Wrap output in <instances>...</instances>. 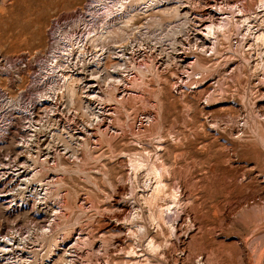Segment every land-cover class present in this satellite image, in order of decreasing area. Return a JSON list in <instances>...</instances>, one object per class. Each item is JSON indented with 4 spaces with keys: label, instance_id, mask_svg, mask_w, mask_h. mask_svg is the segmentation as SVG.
I'll list each match as a JSON object with an SVG mask.
<instances>
[{
    "label": "rangeland",
    "instance_id": "obj_1",
    "mask_svg": "<svg viewBox=\"0 0 264 264\" xmlns=\"http://www.w3.org/2000/svg\"><path fill=\"white\" fill-rule=\"evenodd\" d=\"M257 1L159 0V7L161 4V7H165L167 10H151L149 14L138 13L137 18L133 19V25L137 26L134 31L135 33L133 32L124 42L120 41L119 44H110L112 49H106L105 65L103 68H96L89 63L92 59L91 57L94 55L92 50L88 54L82 55V59L78 56V61L74 53L67 54L65 51L68 49L66 45L68 39L66 38V41L65 36H59L63 27L72 32L74 30L78 31L77 34L83 36L86 30L99 25L101 23L99 21L104 18L106 8L104 6L94 8V5L97 4L96 0H0V56H11L28 52L35 55L40 69L45 71L46 75L51 76L47 86L38 85L35 90L38 94L43 93V99L48 100V103L46 102L40 106L38 116L34 122L35 127L41 128V134L45 133V137H42V139L50 136L49 138L52 140V136L56 135L59 129H61L59 132L64 133V137L67 136L65 131H69V133L75 134V137L78 135L81 138H74L73 140L75 141L68 142L70 144L68 148L71 152L66 154V156L71 159L67 158L68 162H65L67 173L62 172L63 170L60 167L55 170L51 169V171L58 175V178L57 176L53 177L54 179H51V184L44 186L45 190L38 189L41 195L33 194L34 197L31 196L32 198L27 199L26 209L23 208L19 213L11 214L6 209L7 203L4 200H0V233H6V238L9 234L16 235L19 242L23 243L20 245L22 252H10V254L6 255V259L3 253L9 250L1 252L0 264H19V255H23L24 250H28L27 252L29 253L24 251L26 252V259L23 261L32 262L31 264H52L60 255H66L65 257L67 258V253L69 252L71 257H68V260L61 261L60 264H101L105 261H110V264H114V262L123 263L125 259L127 261L137 259L140 262L142 261L141 264H213V261L217 262L218 260L219 263L214 264H264V117L258 118L259 116L256 115L254 109L255 101L264 99L258 94L261 84L258 77L261 76V71H253L254 68H250L247 64L249 61L253 64L252 60L254 56H252V49L248 47L249 50L247 48L246 50L235 48L230 45L227 39V41L220 39L221 46L218 49V55L215 54L209 58L207 55L213 53V50L209 49L205 56L202 48L204 46L208 47L206 45L208 43L200 38L201 34L199 31L201 26H203L200 21L209 20L211 15H213L211 11L216 8L220 9V7L228 5L247 4L248 7L250 6V9H253L258 4ZM104 2L111 5L115 0H104ZM141 6L143 5H139V8ZM173 6L176 11L179 9V16L175 15ZM177 6L178 8L176 9ZM139 8L138 11L142 12L143 9L139 10ZM198 10H202L200 14ZM184 11L187 13V16L183 14L185 13ZM204 17L206 18L203 19ZM213 17L217 18L216 15H213ZM81 18L87 19V26L74 24L76 21L79 22ZM156 20L161 21L160 26L152 24ZM186 20V29L184 28L185 31L183 29L184 32H181V34H185H182L183 38L182 36L178 37L176 34L175 36L171 35L173 27H180V24H185ZM73 21L75 22L73 23ZM69 23L70 25L67 27ZM168 33L170 34L168 35ZM173 41L175 42L173 43ZM189 41L191 44L195 42L196 44L191 46ZM125 44L126 46L123 47ZM174 47L177 49V52ZM186 47L189 48L187 49ZM53 56L58 59L52 61ZM197 57H200L199 60L203 65L211 67H213V64L215 66V64L224 63L229 58H232L229 59L230 61L237 62L231 64L229 69L220 71L224 73V76H221V73L219 74V78L223 77V81L217 79L218 77L212 79L209 76L197 83H190L191 73L194 72L195 67H192L193 64L191 63H188L189 66H186L187 61H193ZM182 58H186V60L183 61ZM223 58L226 59L224 60ZM243 59L245 60L243 61ZM246 59H248L247 63L245 62L247 61ZM118 61L121 62L122 67L121 65L116 68L112 67ZM240 61L246 63L250 68H247V70L245 68L241 76L242 78L235 72L236 64ZM69 62H74L72 67ZM54 63L56 67L52 66ZM58 71H74L79 77V81L82 82V84L81 82L79 83L78 94L74 96L72 101L68 99V96L61 97L60 93L59 95L55 94L57 93V89L54 88L63 83L60 75H57ZM255 73H259L260 75H256ZM193 75L194 77H200L198 73ZM0 78L2 82H6L7 80L2 75ZM185 78L188 79L186 80ZM27 80L28 76L26 75L24 84ZM49 84L53 88H49ZM201 84L205 86L203 97L200 94L198 95V91H196L197 86L199 87ZM255 84H258V87ZM89 91H92L93 97L87 103L82 96L85 94L89 95ZM209 94L214 96V98H211V101H207L205 98ZM83 102L87 104V110H84ZM122 104L120 123H126L124 124L127 128L124 132L125 135L122 129L118 128L120 127L119 124L116 123L117 112L115 111L117 105L120 107ZM188 107L189 110L186 111ZM94 109L96 111L101 110L99 111V113L101 112L100 120L90 117L89 112ZM159 118L160 120H158ZM23 124L22 122L19 131H0V162H5L4 159L8 158L7 155L12 152V145H22V142L18 141L16 143L14 141L19 136L18 132L21 131L22 127L23 129L29 127L28 123H25L24 126ZM129 124L133 125L132 128H130ZM118 131L120 132L118 133ZM126 132L128 133L126 134ZM114 135L117 137L115 138ZM157 135H161V138ZM237 135L240 136L238 137ZM109 137L111 141L113 138L115 139L110 144ZM155 137L161 140L155 139ZM66 139L68 138L66 137ZM46 144L48 143L43 144L44 146L40 145L41 152L39 148L36 150L34 147L32 154L34 153V158L38 159V161L34 159L35 164H37L36 170L41 171L37 172L40 173V176L42 174V177L49 179L47 177H49L51 171L47 168L49 163L51 164L53 153L50 147L46 148ZM63 147L64 145L60 146V152H68V148L64 149ZM155 149L160 152L162 159H165L169 165L174 164V151H182L187 155H183L185 159L181 157L178 160V167L180 165L181 168L183 165L185 169L188 166L187 163L192 160L194 161L195 170H192L194 177L192 174L190 175L188 180L189 185L187 183V186L183 187L179 178H174L173 180L169 176L165 177V181L169 187L177 183V190H179V193L183 192V194L189 190L187 187L190 188V185H193L194 182L196 185L200 183L199 187L194 184L195 187H193L195 189L192 192L194 194H190V201L186 199V194L183 195L181 193V198L184 203L190 202L194 206L197 205L195 208L198 215L202 210L203 214H200L198 219L201 221L200 224L203 227L198 223V225H192L193 223H190L186 216L187 212L181 210V213L185 212L186 216V221L183 222L184 228L181 231L184 242L182 240L179 242V239L174 235L169 236L166 228V231L164 230L165 233L157 231V226L153 225L155 223L151 221L149 215H146L148 214V208L144 198L148 194L150 195V181L149 183L148 181L144 182L147 177L145 176V170L142 169L138 172L137 179L139 181L135 180L138 183L134 181V186L136 187L134 188V198L136 199H134V205L138 203V206L136 207L135 205L134 208H137V213L140 216V219L136 220L134 218V223L136 222L135 224L138 223L140 225L143 222L147 223L146 218L150 219H148V223L151 225L147 223V229L162 245L156 252L150 253V251L146 252L144 247L142 248L139 244L140 242L137 243L139 240L138 237L135 238L136 234L134 235L135 240L133 241L132 239V231L130 230L133 229L135 233L139 225L130 224L127 226L128 228L122 227L120 228L121 230L113 225H111L112 227L101 225H104L102 223L106 224V222L114 220L115 211L117 212L119 209V206H115L117 202L124 204L126 208L125 212L123 211V215L132 210V194L128 192L130 191L128 190L130 189L128 181L130 172L125 165L120 166L119 157L117 156L118 152L123 150L134 151V155L137 157L138 154L144 155L143 157L146 158L147 156L149 161H155L156 159L154 158L157 155ZM190 153L193 155V158ZM122 158L126 159L125 157ZM60 170L62 171L60 172ZM52 176L54 175L52 174ZM53 181L54 183H52ZM121 181L125 185V190L123 191L124 193L122 192L123 194L119 195L120 192H116V188L121 185ZM178 184L181 187H178ZM178 188L186 190L180 192ZM195 190L198 191L195 192ZM144 192L145 195H143ZM43 193L47 196L44 200H40L39 197ZM127 195L131 198V202L127 201L130 199ZM201 195L202 197H200ZM140 196L141 198H139ZM61 198L64 199L63 203L60 201ZM38 200L40 202L43 201V203L40 205ZM59 202L62 205L65 203V206L59 209L60 213L56 214L57 217L48 216L51 214V204L58 205ZM159 203L162 205L165 201L159 200ZM138 209H141V212ZM178 209H180L179 205H175L168 212L170 219L171 217H175ZM34 211L42 212L40 219H44V229L36 227L35 223H38L37 220L39 218L37 219L36 215L32 214ZM187 223L189 226L192 225V229L202 227V231L201 229L197 231L198 235L195 233L198 229L194 231V235L196 236H194L193 241H191L192 237L188 238L186 235V231H190V229H186ZM90 224L91 230L89 229ZM80 228L84 229V235H88L91 232V236L89 235L90 237H88L85 244L84 241H75V237L81 232ZM87 228L90 230L89 232ZM102 229L104 230L102 231ZM166 235L168 236L166 237ZM120 237L121 240H119ZM104 238H107V241L114 242V244L105 249L106 244L102 240ZM195 240L198 242L196 243ZM117 244H120L119 246L122 245L121 248L125 246L123 249H126V251L132 250V247L135 246L134 253H132L134 256H130L123 249L119 250L120 247L115 248ZM174 244L177 245L175 246ZM70 245L72 247L67 252L66 250H68ZM126 247L130 249L128 250ZM120 253L125 255H121ZM164 254L167 257L163 256ZM211 254H215V256L212 255L213 259L209 262L210 260L207 257ZM14 256L19 257L16 258ZM146 256L148 257L146 258ZM214 257H217V259Z\"/></svg>",
    "mask_w": 264,
    "mask_h": 264
},
{
    "label": "bare ground",
    "instance_id": "obj_2",
    "mask_svg": "<svg viewBox=\"0 0 264 264\" xmlns=\"http://www.w3.org/2000/svg\"><path fill=\"white\" fill-rule=\"evenodd\" d=\"M159 0H115V2L113 3V4H107L106 2H104V0H96V2H97V4L96 5H94V8L95 7H102V6H104L105 8H106V10H105V12H104V18H102V20H100L99 22H101L99 25H95V26H93L92 28H90V29H88V30H86V33L85 34H83V36L82 35H78L77 33H78V31H75L74 30V32H72V31H70V30H68L67 28H61V31H60V35L59 36H61V37H63V36H65L64 38L66 39H68V43H66V45L68 46L67 48V50H65L66 52H67V54H69V53H74V55H75V57L76 58H78V56L82 59V55H85V54H88V52H90V50H92V53L94 54L93 55V57H91L92 59L90 60V62L89 63H91L92 64V66L93 67H101V68H103V66L105 65L104 64V59H105V53H106V49H109V50H111L112 48H111V46H110V44H119V42L120 41H122V42H124L125 40H127L132 34H133V32L135 31V29L137 28V26H135V25H133V19H135V18H137L136 16L138 15V13L139 14H142V13H144V14H149V11H151V10H158V11H161V10H167V8H162L161 7V4H160V7H159V3L160 2H158ZM215 1V0H214ZM95 2V3H96ZM206 2V1H205ZM258 2V4L256 5V6H254L253 7V9H250L248 6H247V4H242V5H240V4H237V5H235V6H233L232 4V6H225V7H220V9H218V8H216L215 10H213V11H211L212 12V14L213 15H216L217 16V18H215V17H213V15H211V17H210V19L209 20H206L205 18L206 17H204L203 19H205V20H203V21H200L201 22V25H203V26H201V25H199V26H201V28H200V34H201V36H200V38L203 40V41H205L206 43H208V44H206L208 47H203L202 49H203V54L206 56V53H208V50L210 49V50H213L212 52V54H209V55H207L209 58H211V57H213L212 55H215V54H217L219 51H218V49H219V47L221 46L220 45V39H225V41H227L228 40V42L230 43V45L231 46H234L235 48H241L242 50H246V48L248 47V48H250V49H252L253 50V52H252V56H254V59L252 60V62H253V64H251V62L249 61L248 62V59H246L247 61H245L248 65H249V67L251 68L252 67V69L254 68V70L253 71H255V70H257V71H261V76H257L258 78H260L259 79V81H260V87H259V92H258V94L262 97V98H264V0H258L257 1ZM162 3V2H161ZM208 3V2H207ZM234 3V2H233ZM243 3V2H242ZM143 5V6H141V8H139V5ZM100 7V8H101ZM143 7V8H142ZM157 7H159V8H157ZM234 7V8H233ZM252 7V6H251ZM138 8H139V10L140 9H143L142 10V12H139L138 11ZM157 8V9H156ZM178 8V6L176 7V9ZM98 10V9H97ZM108 10V11H107ZM181 10V9H180ZM173 11H174V13H175V15L177 14L178 16H179V14H180V11H179V9L176 11L175 9H174V6H173ZM202 10H198V13L200 14V12H201ZM102 12V11H101ZM155 12V11H154ZM165 12V11H164ZM185 12V11H184ZM182 14V13H181ZM184 15H186L187 16V13L185 12V13H183ZM197 14V13H196ZM204 14V13H203ZM211 14V13H210ZM209 14V15H210ZM82 15V14H81ZM202 15V14H201ZM86 16V15H85ZM152 17V16H151ZM184 17V16H183ZM213 17V19H211ZM96 19V18H95ZM188 19H189V17H188ZM208 19V18H207ZM78 20V19H77ZM151 21V20H150ZM75 21H73V23H74ZM87 19L86 18H81V19H79V22L78 21H76L74 24L75 25H83V26H87ZM97 22V21H96ZM199 22V23H200ZM185 24H180V27H178V28H174V27H176V26H174L173 27V29L171 30V35L173 34V36H175V34L176 35H178V37L179 36H182V38H183V35H185V34H181V32H184L185 31V29H186V26H187V20H186V22H184ZM191 23V22H190ZM152 24H156V25H161V21L160 20H156V21H154ZM89 25V24H88ZM71 26H72V24H71ZM178 26V25H177ZM78 27V26H77ZM185 28V29H184ZM188 28V27H187ZM198 28V27H197ZM78 29H80L79 27H78ZM183 29H184V31H183ZM190 29V28H189ZM194 29V28H193ZM83 30V29H82ZM190 31V30H189ZM198 31V32H199ZM135 33V32H134ZM186 33V32H185ZM187 33H188V31H187ZM170 33H168V35H169ZM198 34V33H197ZM63 35V36H62ZM177 37V38H178ZM174 38V37H173ZM177 38H175V40H177L178 41V39ZM189 38H190V36H189ZM197 38V37H196ZM199 38V39H200ZM67 39H66V41H67ZM191 39V38H190ZM227 39V40H226ZM196 40V39H195ZM194 40V41H195ZM128 42V41H127ZM175 41H173V43H174ZM183 42V41H182ZM187 42H188V40H187ZM129 43V42H128ZM228 43V44H229ZM176 44V43H175ZM189 44L192 46L193 44L195 45L196 44V42L195 43H193V44H191L190 43V41H189ZM188 44V45H189ZM202 46H203V44L202 43H200ZM199 44V45H200ZM131 45V44H130ZM181 45V44H180ZM183 45V44H182ZM185 45V44H184ZM193 45V46H194ZM120 46V45H119ZM126 46V44L123 46V47H125ZM128 46V45H127ZM171 47V46H170ZM184 47V46H183ZM190 47V46H189ZM188 47V48H189ZM197 47V46H196ZM200 47V46H199ZM228 47H230V46H228ZM182 48V47H181ZM185 48V47H184ZM187 48V47H186ZM187 48V49H188ZM190 48H192V47H190ZM205 48V49H204ZM231 48V47H230ZM247 48V50H249ZM174 49L176 50V52H177V49L174 47ZM199 49V48H198ZM232 49H233V47H232ZM123 50V49H122ZM126 50V49H125ZM175 50H173V51H175ZM200 50V49H199ZM228 50V49H227ZM241 50V51H242ZM124 51V50H123ZM221 51V50H220ZM223 51V50H222ZM225 51V50H224ZM251 51V50H250ZM55 52V51H54ZM201 52V51H200ZM234 52V51H233ZM236 52V51H235ZM108 53V52H107ZM240 53V52H239ZM177 54V53H176ZM179 54V53H178ZM196 54V53H195ZM242 54V53H241ZM243 54H244V52H243ZM54 55V54H53ZM56 55V54H55ZM181 55V54H180ZM198 55V54H197ZM196 55V56H197ZM201 55V54H200ZM218 55V54H217ZM216 55V56H217ZM229 55V54H228ZM232 55V54H231ZM245 55V54H244ZM251 55V54H250ZM250 55H248V56H250ZM57 56V55H56ZM219 56H221L220 54H219ZM122 57V56H121ZM174 57V56H173ZM177 57V56H176ZM191 57V56H190ZM228 57V56H227ZM226 57V58H227ZM234 57V56H233ZM242 57L244 58V56L242 55ZM200 58V57H199ZM199 58L197 57V58H195V60H193V61H187V65L186 66H189V64L188 63H191V64H193L192 65V67L194 66L195 67V69H194V72L193 73H191L192 74V77H191V81H190V83H197V82H199L200 80H202V79H204V78H206V77H212V79H215V78H217V79H219V80H221V81H223L224 79H223V77H221V78H219V74L221 73L220 71L221 70H227V69H229V67H230V65L231 64H235V62H237V61H230L229 59H232V58H229V59H226V58H223L225 61H224V63H218L219 65H216L215 64V66H214V64H213V67H211V66H209V65H207V66H205V65H203L201 62H200V60H199ZM220 58V57H219ZM246 58V57H245ZM251 58H253V57H251ZM57 60L58 58L57 57H55V56H53V60L52 61H54V60ZM123 59V58H122ZM183 59V58H182ZM181 59V60H182ZM223 59H222V62H223ZM242 59V58H241ZM186 60V58H184L183 59V61H185ZM245 59H243V61H244ZM250 60V59H249ZM59 61V60H58ZM71 61V60H70ZM73 61V60H72ZM78 61H79V58H78ZM125 61H127V60H125ZM212 61V60H211ZM215 61V60H214ZM219 61H220V59H219ZM239 61V60H238ZM124 62V61H123ZM128 62V61H127ZM182 62V61H181ZM73 63L74 62H69V64L71 65V67H72V65H73ZM82 63V62H81ZM113 63V62H112ZM132 63V62H131ZM130 63V64H131ZM246 63H243L242 61H240V62H238V64H236L237 66L235 67V72L237 73V75L240 77V78H242L241 76H242V74L244 73V70H245V68H246V70H247V68H249L248 67V65H246ZM126 64H129V63H126ZM125 64V65H126ZM190 64V65H191ZM205 64V63H204ZM61 65H62V63H61ZM88 65V64H87ZM86 65V66H87ZM121 65V67H122V64H121V62H115V64H113L112 65V67L114 66L115 68L116 67H118V66H120ZM184 65V64H183ZM89 66V65H88ZM111 66V65H110ZM185 66V65H184ZM217 66V67H216ZM70 67V66H69ZM134 67V66H133ZM132 67V68H133ZM196 67H197V69H196ZM232 67V66H231ZM100 68V69H101ZM249 68V69H250ZM62 69V68H61ZM94 69V68H93ZM233 69V68H232ZM252 69H251V72H252ZM110 70V69H109ZM65 71V70H64ZM64 71H58L57 72V75H60V77H61V80L63 81V83H60V85H57L56 86V88L55 89H57L56 91H57V94L59 95V93H60V96L61 97H64V96H68V99H70L71 101L74 99V96H76L77 94H78V88H79V83L81 82V81H79V77L77 76V74H75L74 72H72V71H70V72H64ZM105 71V70H104ZM121 71V70H120ZM122 72V71H121ZM223 72V71H222ZM228 72V71H227ZM226 72V73H227ZM233 72V71H232ZM195 73H198L199 75H200V77L198 76V77H194V75L193 74H195ZM222 75L221 76H224L223 74L224 73H221ZM232 74V73H231ZM248 74V73H247ZM256 75H260L259 73L257 74V73H255ZM226 75V74H225ZM230 75V74H229ZM228 75V76H229ZM245 75V74H244ZM143 76V75H142ZM189 76V75H188ZM227 76V77H228ZM232 76V75H231ZM238 77V78H239ZM244 77V76H243ZM252 77V76H251ZM81 78V77H80ZM226 78V77H225ZM257 78V79H258ZM186 79V78H185ZM188 79V78H187ZM186 79V80H187ZM209 79V78H208ZM100 80H102V79H100ZM205 80V79H204ZM210 80V79H209ZM218 80V81H219ZM104 81V80H103ZM106 81V80H105ZM184 81V80H183ZM218 81H216V82H218ZM253 81H254V79H253ZM240 82V81H239ZM258 82V81H257ZM85 83H87V82H85ZM142 83V82H141ZM205 83H207V82H205ZM212 83V82H211ZM219 83V82H218ZM252 83V82H251ZM255 83V82H254ZM81 84H82V82H81ZM139 84V83H138ZM189 84V83H188ZM253 84V83H252ZM132 85V84H131ZM134 85V84H133ZM256 85V84H255ZM258 85V84H257ZM256 85V86H257ZM91 86H92V84H91ZM135 86V85H134ZM139 86V85H138ZM215 87V86H214ZM258 87V86H257ZM82 90V89H81ZM84 90V89H83ZM173 90V89H172ZM195 90V89H194ZM193 90V91H194ZM87 91V90H86ZM85 91V92H86ZM196 91H198V95L200 94L201 95V97H203V95L205 94V86L204 85H200L199 87L197 86V90ZM90 93H89V95H87V94H85L84 96H82V97H84L85 98V100H86V102L88 101V100H90V98L91 97H93V95H92V91H89ZM95 92V91H94ZM256 92V91H255ZM183 93V92H182ZM212 94H214V93H212ZM212 94H209L208 96L206 95L205 96V98H206V100L207 101H211V98L213 97L214 98V96H212ZM194 96H195V94H194ZM198 97V96H197ZM259 97V96H258ZM216 98V97H215ZM201 99V98H200ZM69 100V101H70ZM96 100V99H95ZM93 101V100H92ZM121 102V101H120ZM84 103V105H83V107H84V110L86 109L87 110V104H85V102H83ZM88 103V102H87ZM91 103V102H90ZM118 103V102H117ZM122 103V102H121ZM212 103V102H211ZM210 103V104H211ZM218 103V102H217ZM92 104V103H91ZM96 104V103H95ZM213 104V103H212ZM93 105H94V103H93ZM88 106H89V104H88ZM92 106V105H91ZM98 106V105H97ZM123 106V104L122 105H120V107H119V105H117V108H116V111L115 112H117V114H116V123L117 124H119V126L120 127H118V128H120V129H122V131H123V134H124V132L126 131V126L124 125V124H126V123H120L121 121H120V118H121V116H120V114H122L121 113V109L123 108L122 107ZM189 106V105H188ZM211 106V105H210ZM254 106H255V113H256V115L257 116H259L258 118H263L264 117V99H261V100H257V101H255V103H254ZM94 107V106H93ZM190 107V106H189ZM189 107H188V109L186 110V111H188L189 110ZM157 108V107H156ZM191 108V107H190ZM96 109V108H95ZM93 110V111H91V112H89L90 114V117L92 118V117H94V118H97V119H99L100 120V118H101V115H100V113H99V111H101V110H99V111H96V110ZM98 110V109H97ZM123 111V110H122ZM191 111V110H190ZM86 112V111H85ZM125 112H126V110H125ZM158 112V111H157ZM124 113V112H123ZM88 114V113H87ZM129 114V113H128ZM127 114V115H128ZM188 114V113H187ZM158 116V115H157ZM263 116V117H262ZM123 117V116H122ZM129 117V116H128ZM159 117V116H158ZM184 117H186V116H184ZM188 117H190V116H188ZM115 119V118H114ZM187 119H189V118H187ZM187 119H184V120H187ZM191 119V118H190ZM189 119V120H190ZM93 120V119H92ZM158 120H160V118L158 119ZM264 120V119H263ZM118 121V122H117ZM123 121V120H122ZM192 121V120H191ZM186 122V121H185ZM190 122V121H189ZM59 124V123H58ZM128 124V123H127ZM244 124H245V122H244ZM130 125V124H129ZM243 125V124H242ZM36 125H35V123H33V124H29V127L28 128H26V129H22L20 132H18L19 133V136H17L16 137V139H15V141L14 142H18V141H20V143L22 142V145H20V144H18V146H13L12 145V152L9 154V155H7V157L8 158H6V159H4L5 160V162H3V161H1L0 162V200H4V202H6L7 203V211L9 212V213H19L23 208H25L27 205V203H26V200L27 199H29V198H32L31 196H33V194H40V192L38 191V189L39 190H45V188H44V186H47V185H49V184H51V179L53 178V177H55V176H57V178H58V175L57 174H55L53 171H51V169H59V167L63 170H60V172L62 171V172H66L67 173V170H66V165H65V162L67 161V158H70V157H68V156H66V154H68L69 152H71L70 151V149L68 148L69 147V143H71V142H69V141H72L74 138L76 139V138H80L78 135L75 137V134H72V133H69V131H65L66 132V135L67 136H63V134L64 133H62V132H59V130H61V129H59L58 130V132L56 133V135H53L52 136V140H50V136L48 137V138H43L42 139V137H45V133L44 134H41V128H39L38 129V127H35ZM131 126V125H130ZM129 126V127H130ZM133 126V125H132ZM132 126L130 127V128H132ZM216 126V125H215ZM227 126V125H226ZM238 126V125H237ZM244 126V125H243ZM242 126V127H243ZM128 127V126H127ZM241 127V126H240ZM245 127V126H244ZM236 128V127H235ZM134 129V128H133ZM43 130V129H42ZM46 130V129H45ZM131 130V129H130ZM129 130V131H130ZM238 130H240V128H238ZM242 130V129H241ZM121 131V130H120ZM120 131H118V133L120 132ZM128 131V130H127ZM133 131V130H132ZM43 132H45V131H43ZM232 132V131H231ZM234 132V131H233ZM242 132H243V130H242ZM117 133V132H116ZM128 132H126V134H127ZM235 135H236V133H234ZM116 135V134H115ZM114 135V136H115ZM121 135H122V133H121ZM125 135V134H124ZM170 135V134H169ZM119 136V135H118ZM141 136V135H140ZM158 136V135H157ZM161 135H159L158 137H160ZM172 136V135H171ZM171 136H170V138H171ZM238 137L240 136V135H237ZM47 137V136H46ZM66 137L68 138V139H66ZM82 137V136H81ZM112 137V136H111ZM117 136H115V138H116ZM119 137H121V136H119ZM158 137H155V139L156 138H158ZM161 138V137H160ZM160 138H158V140L160 139ZM173 138V137H172ZM81 139V138H80ZM110 141H109V144H110V142H112V141H114L113 139H112V141H111V138L109 137L108 138ZM84 140V139H83ZM157 140V141H158ZM161 140V139H160ZM73 141H75V140H73ZM72 141V142H73ZM174 141V140H173ZM62 142V143H61ZM69 142V143H68ZM77 142H78V140H77ZM119 142V141H118ZM45 143H48V144H46V148L47 147H50L51 149H52V157H51V164L49 163V165H48V168L47 169H49L51 172H50V174H49V177H47V178H49V179H46V178H44V177H42V174H41V176H40V173H38V172H41L40 170L38 171V170H36V168H37V164H35L36 162L34 161V159H37V158H34V156H33V154H32V151L34 152V147L36 148V150H37V148H39V147H41L40 145H43V144H45ZM59 143H61V144H59ZM79 143V142H78ZM14 144V143H13ZM61 145H64V149L65 148H68L67 150H68V152L66 151V152H63V153H61L60 151H61V149H60V146ZM159 145V144H158ZM44 146V145H43ZM72 146V145H71ZM74 146V145H73ZM77 147V146H76ZM113 147V146H112ZM158 147H160V146H158ZM163 147V146H162ZM161 147V148H162ZM62 148V149H63ZM166 148V147H165ZM42 149V148H41ZM49 149V148H48ZM47 149V150H48ZM160 149V148H159ZM47 150H45V151H47ZM72 150V149H71ZM76 150V149H75ZM114 150V149H113ZM39 151H40V148H39ZM44 151V152H45ZM154 151V150H153ZM155 151H157V149H155ZM154 151V152H155ZM186 151V150H185ZM9 152V151H8ZM36 152V151H35ZM41 152V151H40ZM47 152H49V151H47ZM137 152V151H136ZM140 152V151H139ZM138 152V153H139ZM149 152V151H148ZM163 152V151H162ZM150 153V152H149ZM153 153V152H152ZM175 153V154H174ZM174 155H173V161H174V164L173 165H169L167 162H166V160L164 159H162V155L160 154V152L159 151H157V155H156V158H154V155H153V158L154 159H156L155 161H149L148 159H147V156H146V158L145 157H143L142 155H139L138 154V157L137 156H135L134 155V151H126V150H123V151H119L118 152V157H119V164H120V166H124L125 165V167L128 169V171L130 172V176L128 177V181H129V183H130V189H128V190H130V191H128V192H130V194H132V196H131V198L133 199V201H132V210L129 212V213H127V214H125V215H123L124 213H123V211L126 209L125 207H124V204H121L120 202H117L116 204H115V206H119V209L117 210V212L115 211V218H113L114 220L113 221H111V222H109L108 221V223L106 222V224L105 223H102V224H104V225H101V226H111V225H113L114 227H118V229H120V228H122V227H127V226H129L130 224L131 225H134L135 223H134V220L136 219H140V216L138 215V213H137V206H138V203H137V205H136V207L134 208V188H136L134 185V183L136 182L135 180H137V181H139V179H137L138 177V175H139V171L140 170H145V172H146V174H145V176L147 177L146 179H145V183L148 181V183H149V181H150V183H149V187H150V195L148 194H146L147 196L144 198V201H145V204H147V208H148V214H146V215H149V218L151 219V221L153 222V223H155V224H153L154 226H157L156 228H157V231H159L160 233H165V228L168 230L167 231V234L169 235V236H171V235H174V236H176L178 239H179V242H181V240H182V237L183 236H181L182 235V229L184 228V226H183V222L184 221H186V216L188 217V219H189V222L190 223H193L192 225H196L197 223L199 224V225H202V224H200V220L198 219L199 218V216H200V214L202 215L203 214V212H202V210H201V212H200V214L198 215V213H197V210H196V208L195 207H197V205L196 206H194L193 204H190V202H188V203H184L183 201H182V198H181V193L183 194V192H181L182 190H181V188H178V189H180V192L181 193H179V190H177V183H175L176 185H171L170 187L168 186V184H167V182L165 181V177H172V179L174 180V178L176 179V178H179V180H180V182H182V186L183 187H185V186H187V183H188V180H189V177H190V175L192 174V170L195 168V163H194V161L192 160L191 162H189V160H188V162L189 163H187L188 164V166H187V168H183V165H182V167L180 168V165H179V167L177 166L178 164H177V162H178V160L179 159H181V157H183V155L185 154V156H187L186 155V153L185 152H182V151H177V152H175L174 151ZM189 153V152H188ZM8 154V153H7ZM25 154V155H24ZM142 154V153H141ZM145 154V153H144ZM191 154V153H190ZM36 155V154H35ZM49 155V154H48ZM51 155V154H50ZM149 155V154H148ZM192 155V154H191ZM37 156V155H36ZM43 156V155H42ZM71 156V155H70ZM116 156V155H115ZM73 157H74V155H73ZM72 157V158H73ZM79 157V156H78ZM122 157H125L126 159H124V158H122ZM191 157V156H190ZM46 158L48 159V157H47V155H46ZM76 158H77V156H76ZM115 158V157H114ZM117 158V157H116ZM149 158V157H148ZM164 158V157H163ZM171 158V157H170ZM184 158V157H183ZM192 158H193V155H192ZM42 159V158H41ZM41 159H40V162H41ZM50 159V158H49ZM71 159V158H70ZM124 159V160H123ZM150 159V158H149ZM154 159H152V160H154ZM185 159V158H184ZM191 159V158H190ZM65 160V161H64ZM37 161H38V159H37ZM47 161V160H46ZM77 161V160H76ZM197 161V160H196ZM44 162V161H43ZM42 162V163H43ZM49 162V161H48ZM68 162V161H67ZM47 163V162H46ZM183 163V162H182ZM39 164V163H38ZM44 166V165H43ZM45 167H46V165H45ZM44 167V168H45ZM197 167H199L198 165H197ZM183 168V169H182ZM36 170V171H35ZM195 170V169H194ZM38 171V172H37ZM43 171V170H42ZM59 171V170H58ZM59 172V173H60ZM58 173V172H57ZM69 173V172H68ZM194 173V172H193ZM46 174V173H45ZM44 174V175H45ZM52 174L54 175V176H52ZM143 174H144V172H143ZM197 174V173H196ZM195 174V175H196ZM48 175V174H47ZM46 175V176H47ZM193 175V177H194V174H192ZM207 175V174H206ZM52 176V177H51ZM79 176V175H78ZM135 176V177H134ZM141 176V175H140ZM144 176V175H143ZM24 177V178H23ZM51 177V178H50ZM208 177V176H207ZM135 178V179H134ZM142 178V177H141ZM54 179V178H53ZM171 179V178H170ZM197 179H198V177H197ZM203 179V178H202ZM201 179V180H202ZM56 180V179H55ZM120 180H122L121 178H120ZM119 180V181H120ZM143 180V179H142ZM194 180V179H193ZM200 180V179H199ZM118 181V182H119ZM123 181V180H122ZM121 181V185L120 186H117L118 188H116V192L118 191V192H120L119 193V195H121V193L125 190V185L123 184V182ZM125 181V180H124ZM135 181V182H134ZM172 181V180H171ZM196 181V180H195ZM198 181V180H197ZM143 182V181H142ZM175 182H176V180H175ZM52 183H54V181L52 182ZM136 183H138V182H136ZM191 183H193V182H191ZM179 184H181V183H179ZM179 184H178V187H181V186H179ZM195 182L193 183V185L191 184L190 185V188H188L187 187V189H189L188 191H185L184 192V194H186V199L188 200V201H190V194L193 192V190L195 189L194 187H195ZM200 184V183H199ZM199 184H197L198 185V187H199ZM141 186H142V184H140ZM143 185H145V184H143ZM188 185H189V183H188ZM196 185V186H197ZM137 186V185H136ZM194 186V187H193ZM144 187V186H143ZM169 187V188H168ZM148 188V187H147ZM149 189V188H148ZM203 189V188H202ZM47 190V189H46ZM113 190H115V189H113ZM137 190V189H136ZM184 190H186V189H184ZM183 190V191H184ZM144 191H146V190H144ZM198 191V190H197ZM196 190H195V192H197ZM35 192V193H34ZM42 192V191H41ZM114 192V191H113ZM115 192V193H116ZM127 192V193H128ZM142 192H143V190H142ZM187 192H189L188 193V195H187ZM44 193H46L47 194V192H45L44 191ZM42 194V196L41 197H39L40 198V200H44V198H46V194ZM124 193V192H123ZM122 193V194H123ZM148 193V192H147ZM52 194H54V193H52ZM60 194V193H59ZM117 194V193H116ZM129 194V195H130ZM143 194V193H142ZM183 194V195H184ZM192 194H194V193H192ZM41 195V194H40ZM79 195V194H78ZM118 195V194H117ZM143 195H145V192H144V194ZM142 195V196H143ZM182 195V196H183ZM39 196V195H38ZM128 196V195H127ZM34 197V196H33ZM49 197V196H48ZM124 197H125V195H124ZM129 197V196H128ZM184 197V196H183ZM200 197H202V195L200 196ZM56 198V197H55ZM126 198V197H125ZM130 198V197H129ZM131 198L130 199H128L127 201H130L131 200ZM139 198H141V196L139 197ZM139 198H137V199H139ZM53 199V198H52ZM192 199V198H191ZM126 200V199H125ZM136 200V199H135ZM159 200H164L165 201V203L164 204H162V205H160L161 203H159ZM201 200V199H200ZM22 201V202H21ZM50 201H51V199H50ZM60 201H62V203L64 202V199L63 198H61L60 199ZM126 201V202H127ZM142 201V200H141ZM140 201V202H141ZM38 202H40L39 200H38ZM46 202V201H45ZM54 202H55V200H54ZM131 202V201H130ZM139 202V203H140ZM192 202V201H191ZM28 203H29V201H28ZM43 203V201L42 202H40L39 204L41 205ZM53 203V202H52ZM142 203V202H141ZM140 203V204H141ZM163 203V202H162ZM200 203V202H199ZM45 204V203H44ZM129 204V203H128ZM201 204V203H200ZM47 205V204H46ZM52 206L50 207V211H51V214L50 215H48V216H52V217H54V216H56V214H58V213H60L59 212V209H62L63 208V206H65V203H64V205H62L60 202H59V204L57 205H53V204H51ZM67 205V204H66ZM112 205H114V204H112ZM163 205H164V207H163ZM172 205H179V207H180V209H178V211H176V215H175V217H171V219H170V216H169V214H168V212L169 211H171L173 208H174V206H172ZM50 206V205H49ZM142 206V205H141ZM198 206H200V205H198ZM41 207H43V206H41ZM68 207V206H67ZM66 207V208H67ZM144 207V206H143ZM202 207V206H201ZM45 208V207H44ZM142 208V207H141ZM147 208H146V210H147ZM26 209V208H25ZM40 209V208H39ZM47 209V208H46ZM45 209V210H46ZM98 210H99V208H97ZM106 209V208H105ZM198 209V208H197ZM43 210V209H42ZM48 210H49V207H48ZM138 210H140V212H141V209H138ZM143 210H144V208H143ZM181 210H184V211H186L187 213V215L185 216V212L184 213H181ZM30 212V211H29ZM45 212V211H44ZM47 212V211H46ZM99 212V211H98ZM112 212V211H111ZM125 212V211H124ZM41 211L40 212H32V214L33 215H36V217H37V219L39 218V220H37L38 221V223H35L36 224V227H38V228H41V229H44V219L42 220V219H40V217L42 216L41 215ZM47 213H49V212H47ZM106 213V212H105ZM144 213H145V211H144ZM14 214V215H15ZM85 214V213H84ZM110 214V213H109ZM167 214V215H166ZM205 214V213H204ZM145 215V214H144ZM43 216H44V214H43ZM59 216V215H58ZM57 217V216H56ZM146 217V216H145ZM205 217V216H204ZM135 218V219H134ZM149 218H146V221H147V223L149 222L148 221V219ZM36 219V218H35ZM142 219V221H143V217L141 218ZM149 219V220H150ZM201 219H203V218H201ZM205 219V218H204ZM34 221V220H33ZM53 221V220H52ZM55 221V220H54ZM95 221V220H94ZM206 221V220H205ZM203 222H204V220H203ZM144 223V224H143ZM142 224H135L136 226H138L139 225V228L135 231V233H134V230L132 229V230H130V231H132L131 233V235H132V239H133V241L135 240L134 239V235L136 236L135 238H137L138 237V240H136V241H138L137 243H139L141 246H142V248L144 247V250L146 251V252H149L150 251V253H152V252H156L157 250H158V248L160 247V246H162L161 245V243H159V241H157L155 238H154V236H152V234H150L149 233V231H148V229H147V226H148V224L146 223V222H143ZM85 224V223H84ZM89 224V223H88ZM197 224V225H198ZM56 225V224H55ZM149 225H151V224H149ZM186 225V224H185ZM187 225L188 226H186V229H190V231H186V235H187V237L188 238H191L192 237V239H191V241H193L194 240V236H196V235H194V231L196 230V229H198V230H196V232L195 233H197V235H198V232L197 231H199L200 229H201V231H202V227H203V225H202V227L200 226V227H195L194 229H192L191 227H192V225L191 226H189V224L187 223ZM52 226V225H51ZM90 226H91V224L89 225V229L91 230V228H90ZM93 226V225H92ZM98 226H100V225H98ZM100 226V227H101ZM35 227V226H34ZM47 227V226H46ZM45 227V228H46ZM81 227V226H80ZM85 227V226H84ZM83 227V228H84ZM112 227V226H111ZM133 227V226H132ZM131 227V228H132ZM189 227V228H188ZM52 228V227H51ZM128 228V227H127ZM70 229V228H69ZM81 229V228H80ZM80 229H79V231H80ZM93 229V228H92ZM101 229V228H100ZM136 229V228H135ZM185 229V230H186ZM52 230V229H51ZM90 230H88V228H87V231L89 232ZM104 229H102V231H103ZM121 230V229H120ZM165 230V231H164ZM84 229L82 230L81 229V232L79 233V235H77V237H75L76 238V240L75 241H84V244H85V242H87V240H88V237H90L91 235H90V233L87 235V234H85L84 235ZM119 231V230H118ZM126 231H128L127 229H126ZM78 232V231H77ZM87 232V233H88ZM181 232V233H180ZM125 233V232H124ZM157 233V232H156ZM155 233V234H156ZM159 233V234H160ZM180 233V234H179ZM185 233V232H184ZM128 234H130V233H128ZM154 234V235H155ZM201 234V233H200ZM6 233H3V234H1L0 233V253L1 252H4L5 250H9V251H5L3 254H4V258L6 259V255H8V254H10V252L12 253V252H14V253H20V252H22L21 250H20V245H21V243L22 242H19V239H18V236H16V235H12V234H9L8 236H7V238H6ZM90 235V236H89ZM93 235V234H92ZM125 235H126V233H125ZM131 235H129V236H131ZM156 235H158V234H156ZM162 235V234H161ZM164 235V234H163ZM168 235H166V237L168 236ZM180 235V236H179ZM72 236V235H71ZM119 236H121V235H119ZM123 236V235H122ZM128 236V235H127ZM126 236V237H127ZM185 236V235H184ZM116 237V236H115ZM186 237V236H185ZM2 238V239H1ZM172 238V237H171ZM170 238V239H171ZM195 238H198V237H195ZM112 239H113V237H112ZM111 239V240H112ZM93 240V239H92ZM101 240V239H100ZM103 240V243H105L106 244V246L104 247L105 249H107L108 248V246L110 247V245L111 244H114V242H110V241H107V238H104V239H102ZM114 240V239H113ZM119 240H121V237L119 238ZM164 240H167V239H164ZM132 241V240H131ZM173 241V240H172ZM196 241V240H195ZM89 242V241H88ZM90 242L92 243V241L90 240ZM89 242V243H90ZM101 242V241H100ZM123 242V241H122ZM124 242H125V239H124ZM165 242V241H164ZM182 242H184L183 240H182ZM198 241H196V243H197ZM76 243V242H75ZM74 243V244H75ZM79 243V242H78ZM82 243V242H81ZM119 243V242H118ZM126 243V242H125ZM134 243V242H133ZM171 243V242H170ZM174 243V242H173ZM172 243V244H173ZM176 243V242H175ZM191 243H194V242H191ZM23 244V243H22ZM122 244V243H121ZM166 244V243H165ZM178 244V243H177ZM176 244V245H177ZM180 244V243H179ZM201 244V243H200ZM25 245V244H24ZM92 245H93V243H92ZM95 245V244H94ZM120 244H117V245H115V248H117V247H120V249L119 250H122L123 248H121V246H119ZM124 245V244H123ZM135 245V244H134ZM137 245V244H136ZM175 245V244H174ZM175 245V246H176ZM195 245V244H194ZM198 245V244H197ZM103 246H104V244H103ZM138 246V245H137ZM72 247V245H70L69 246V248H68V250H66L67 252H69L70 251V248ZM134 247L135 246H133L132 247V250L130 249V248H128V247H126V248H128V250L130 249V251H126V249H123L125 252H127V253H129V255L131 256L132 255V253H134ZM25 248V247H24ZM91 248H93L92 246H91ZM136 248V247H135ZM117 249V250H118ZM169 249V248H168ZM118 250V251H119ZM143 250V249H142ZM185 250V249H184ZM183 250V251H184ZM24 251H28V250H24ZM23 251V255L22 254H20L19 256H20V258L18 259V262H20L19 264H31L30 262L28 263V262H26V261H23V260H25L26 259V252H24ZM50 251H52V250H50ZM106 252H107V250H105ZM109 251V250H108ZM111 251V250H110ZM170 251V250H169ZM186 251V250H185ZM39 252V251H38ZM120 252V251H119ZM166 252V251H165ZM27 253H29V252H27ZM127 253H126V255H127ZM136 253V252H135ZM185 253V252H184ZM212 253H214V252H212ZM108 254V253H107ZM121 254V253H120ZM121 255H125V254H121ZM166 255H167V253H166ZM165 254L163 255V256H165V257H167ZM212 255L213 256H215V254H211V255H209L208 257H207V259H209L210 261L209 262H211V260L213 259V257H212ZM19 256H14V257H16V258H18ZM66 255H60L59 257H57V259H55V261L52 263V264H60V262L61 261H63V260H66L68 257H71L70 256V252L69 253H67V258L65 257ZM132 256H134V255H132ZM148 256H146V258H147ZM8 258H10V257H8ZM7 258V259H8ZM215 258V257H214ZM135 259V258H134ZM149 259H150V257H149ZM215 259H217V257L215 258ZM214 259V260H215ZM48 260V259H47ZM68 260V259H67ZM217 261V260H216ZM219 261V260H218ZM215 262V261H213L214 263H219V262ZM142 262V261H141ZM141 262H140V260H126L125 259V262H121V263H119V262H114V264H141ZM212 262V263H213ZM71 263V262H70ZM148 263V262H147ZM213 263V264H214ZM67 264V263H66ZM100 264V263H99ZM101 264H110V261H105L104 263H101ZM143 264H145V263H143Z\"/></svg>",
    "mask_w": 264,
    "mask_h": 264
},
{
    "label": "built area",
    "instance_id": "obj_3",
    "mask_svg": "<svg viewBox=\"0 0 264 264\" xmlns=\"http://www.w3.org/2000/svg\"><path fill=\"white\" fill-rule=\"evenodd\" d=\"M52 66L56 67V64L54 63ZM45 73L37 64L35 55L28 52L0 56V77L2 75L7 78L6 82H2L0 78L1 132L19 131L22 122L23 126L25 123L33 124L35 122L40 106L48 103L47 99H43V93L38 94L35 91L36 86L45 87L50 82L51 76ZM26 75L28 80L24 84ZM51 87L53 88L49 84V88ZM55 94L57 95V93Z\"/></svg>",
    "mask_w": 264,
    "mask_h": 264
}]
</instances>
